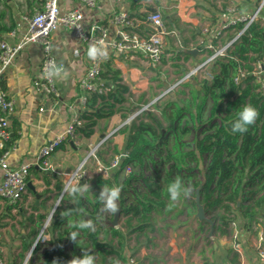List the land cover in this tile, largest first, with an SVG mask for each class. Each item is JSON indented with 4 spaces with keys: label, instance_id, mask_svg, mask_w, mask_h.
I'll return each mask as SVG.
<instances>
[{
    "label": "crops",
    "instance_id": "obj_1",
    "mask_svg": "<svg viewBox=\"0 0 264 264\" xmlns=\"http://www.w3.org/2000/svg\"><path fill=\"white\" fill-rule=\"evenodd\" d=\"M42 2L43 0H0V39L18 42L21 32L27 27L24 16L37 10ZM259 2L260 0H234V4L242 11L254 10ZM59 4L62 10L76 6L74 0H60ZM223 7L222 0H110L103 3L95 15H88L86 24H91L97 19L104 22L112 11L120 10L128 11L135 17H145L150 12L159 11L165 18L170 19V22L172 18L176 20L167 23L174 33L169 37L168 56L157 68H151L140 54L126 56L107 47L101 50L105 61L111 57L113 65L120 69L134 96L144 92L154 98L156 94L150 90L154 81L164 79L163 88L167 87L170 84L165 80L166 76L169 79L183 77L189 69L204 61L209 51L202 49L204 41L206 42L203 30L210 29L218 23ZM53 43L54 53L59 63L63 65L62 72L57 75L60 96L55 97L45 86L40 91L35 88L34 82L40 78L42 60L41 46L36 43L24 45L6 69L1 81L5 91L15 100V112L11 116L9 160L13 166L21 163L31 165L28 182L34 187L28 186L27 193L15 205L0 197V212L4 214L0 213V219L16 217L11 226L7 227L9 231L0 230V256L7 264H13L10 257L5 256L8 246L14 244L15 248L19 249L22 247L21 244L27 243L30 247L35 239L40 216H45L56 205L61 194L60 190H57V180H61L62 189L67 174L77 167L91 145L114 130H119L135 111L131 107L127 113L129 106L127 102L125 109L109 118L99 119L91 137L86 138L76 131L73 138L64 141L51 155L52 168L43 169L39 166L36 163L39 149L52 137L62 133L73 116L80 117L81 112L85 110L80 104V97L84 94L80 87V79L92 61L86 46L77 41L70 32L62 29L55 31ZM189 50L195 52L189 53ZM123 113H127V117L124 118ZM118 130L112 142L120 150L124 143V135ZM104 145L99 150V158ZM89 167L91 169L92 165ZM2 178L3 172L0 168V185ZM182 204L184 205L179 206L178 203H174L171 207L168 200L165 208L152 213L150 227L134 232L140 239L139 243L136 241L135 247L133 246L136 264H231L226 255L228 249L234 248L231 235L221 236L220 233L216 235L210 228L208 236H212L213 244L208 247L203 235L206 229L201 226L209 223L212 227L208 220L211 219L209 218L211 215L207 214L202 204L206 217L204 221L198 217L199 224L190 228L187 220L190 215H193L191 219L198 216L199 207L197 205L195 212L186 208V202ZM242 219V227L239 226L240 246L234 248L238 252L236 264H263L259 259L258 241L260 236H264V208L260 210L255 220L243 217ZM234 221L240 222L238 217ZM5 224L7 221L3 223ZM15 224H18V227L11 232L10 228L15 229ZM230 229L232 231V228ZM32 232V236L29 237V233ZM9 234L17 240L10 242Z\"/></svg>",
    "mask_w": 264,
    "mask_h": 264
},
{
    "label": "trees",
    "instance_id": "obj_2",
    "mask_svg": "<svg viewBox=\"0 0 264 264\" xmlns=\"http://www.w3.org/2000/svg\"><path fill=\"white\" fill-rule=\"evenodd\" d=\"M166 20L167 23L176 21L173 18L171 22L168 18ZM231 55L232 58H219L211 64V78H204L195 84L192 81L182 83L183 87L189 88V104L180 105L176 101H168L162 107L154 104L160 112L159 116L153 111H144L118 130L124 135V143L120 150L117 145L114 146L110 159L115 154L126 153L122 168L126 164L143 163L152 152H156L159 157L164 156L165 152L164 165L171 162L163 177L158 172V175L152 177L129 175L126 179L125 183H130L132 179L134 182L141 180L150 189V192L139 194L137 205L131 204L123 209V213L127 215L125 227L130 234L150 227L152 213L160 212L170 201L166 192L167 185L179 176L183 184L186 180L185 186H188L187 179L196 176L195 169L189 166V162L195 160L198 165L200 156L204 155L209 163L203 180L194 181L191 185L195 189L199 188L200 202L207 214L211 215L215 234L230 235L231 222L237 219L238 213L243 218L255 220L264 208V94L258 90L259 84L254 81L252 74H247L238 82L234 80L240 70L251 72L253 64L263 59L264 24H252L235 44ZM102 76L110 91L107 94L89 95L87 109L80 114L82 123L76 129L86 138L94 134V127L99 119L109 118L125 109V104L132 96L129 85L124 81L120 69L113 65L111 57L104 63ZM209 100L212 102L209 111L211 124L203 125V137H196L193 142H176L175 150L165 151L163 146L167 144L170 133L177 129L181 116L188 115L194 123L202 122ZM246 104L258 109L259 118L246 133L233 134L231 124L237 118V112ZM123 117H127V114L123 113ZM182 131L185 133L188 129L184 128ZM102 153L100 158L103 160ZM113 172L121 170L114 169ZM97 179V186H100L106 184L109 178ZM57 181V190H61V180ZM95 189L97 193V187ZM71 196H65L67 205L61 204L56 209L51 224L56 235L51 239L52 249L44 252L43 264H68L70 258H82L84 253L94 257V264H116L119 260L128 262L127 259L132 254L126 256L125 252L132 250L128 248L126 235L122 230L108 227L104 223L99 224L94 213L87 209L79 211L74 204L68 203L72 198L80 200L79 193ZM193 204L197 206L195 201ZM97 207L96 202L94 211ZM44 217L40 216V220ZM88 217L93 221L95 231L72 226ZM134 220L137 223H133ZM73 232L77 233L75 241L71 239ZM32 234L33 232L28 236ZM68 244L71 249H66ZM28 248L29 244L25 243L23 250ZM226 255L231 264H236L238 252L234 248L228 249Z\"/></svg>",
    "mask_w": 264,
    "mask_h": 264
},
{
    "label": "built area",
    "instance_id": "obj_3",
    "mask_svg": "<svg viewBox=\"0 0 264 264\" xmlns=\"http://www.w3.org/2000/svg\"><path fill=\"white\" fill-rule=\"evenodd\" d=\"M59 1L43 0L37 10L25 15L24 21L27 27L25 31L21 32L18 42L12 43L7 39H0V168L3 172L0 197L13 205L19 203L28 191L31 165L21 163L13 166L9 160L11 155L10 126L11 116L15 112V100L5 91L1 81L6 69L24 45L36 43L41 46L40 78L35 80L34 85L37 91L45 86L48 92L55 97L61 94L57 75L62 72L63 65L59 63L54 53V32L61 29L70 32L88 50L92 46L99 49L96 59H92L90 66L80 79V87L84 90V94L80 97V104L82 109H86L91 93L107 94L110 91L109 85L102 76L105 57L101 50L104 47L126 56L140 54L151 68H157L163 64L164 59L168 56L169 37L174 33L169 29L166 18L159 11L150 12L145 17H135L123 10L112 11L106 21L102 22L97 19L87 25L88 15H95L99 7L110 0H74L76 6L67 10L60 8ZM222 1L224 7L219 14L218 23L210 29L205 28L203 30L206 34V42L204 41L202 49L208 50L209 54L204 61L191 68L179 81L168 85L159 95L154 97L150 105L170 94L182 82L204 71L215 60L232 58L231 53L235 44L240 41L248 28L256 22L264 24V0H260L258 6L252 11L240 10L234 4V0ZM253 66L251 72H246L244 69L240 70L239 75L234 80L238 82L247 74H252L255 78L254 81L259 84L258 90L264 94V57L257 60ZM146 108H138L128 117L124 125L136 119ZM81 123L82 120L78 115L73 116L62 133L52 137L39 149L36 163L43 169L52 168L51 155L64 141L75 136L76 129ZM117 130L91 145L87 155L73 171L67 174L61 194H65L70 183L77 187L85 184L90 185L94 177L108 178L114 169H120L125 173L130 171L131 164H126L122 168V160L126 153L115 154L108 162L98 157L100 148ZM90 165H92L91 169ZM231 228L230 235L234 240L233 247L237 249L240 246V230L236 221L231 222ZM32 251L29 250L26 263ZM258 253L260 261L264 264V236L259 238ZM130 263L136 264L133 258H130V262L128 259L127 264ZM0 264H7L1 256Z\"/></svg>",
    "mask_w": 264,
    "mask_h": 264
},
{
    "label": "rangeland",
    "instance_id": "obj_4",
    "mask_svg": "<svg viewBox=\"0 0 264 264\" xmlns=\"http://www.w3.org/2000/svg\"><path fill=\"white\" fill-rule=\"evenodd\" d=\"M169 66H171V65L169 64ZM210 66H208V68L205 69L206 71L204 70L205 72L201 71L196 76L191 77L187 81H192L193 83H196L197 80L198 81L201 80V79H198L199 77L203 78V75H204V78H211ZM170 68H172V67H170ZM190 70L191 69H189L186 73H188ZM181 78L182 77H178V78L176 77V79H175V77H173V78L169 79V77L167 78V76H166L165 80H168L169 84L172 85V84L176 83L177 81H179ZM187 81H184L182 83H185ZM163 82H164V79H160L158 82L154 81L153 84L151 85V89H150L151 93L156 94V95H154V97L159 95V93H161L166 88V87L163 88ZM182 83L175 90H173L170 94L161 98L160 100H157L155 103H153L151 105H150V103L154 99L153 97L151 98V95L147 96L144 92H140L137 94L138 96H134V93L132 92V96L130 97V101L128 102V104H129L128 108L132 107V108H134L133 110L136 111L140 107H147L146 109H144L145 112L153 111L154 113H156L159 116L160 112L158 109H156V106L154 104H157L158 106L160 105L161 107L164 106L168 101H176L180 105L189 104L191 102L189 88L183 87ZM211 106H212V102L209 100L206 104V109H205V112L203 114L202 122L199 121L198 123H194L188 115H182L180 120H179L177 129L173 130L170 133V135L168 137L167 144L163 146L165 151H169L171 149L175 150V143L176 142H193L196 137L202 138L203 133H201V129H202L203 125L211 124L210 120H209V111H210ZM128 112L129 111L127 110V113ZM140 115H142V113ZM184 128L188 129V132L184 133L182 131ZM115 133L110 135V137L105 142V145H104L105 147L101 150V152L103 151L102 155H103L105 161L110 160V157L112 156V153L114 151L115 143L112 142V139H113V136L115 135ZM87 153L85 154V156L87 155ZM164 157H165V152H164V156H162V157L157 156L156 152H152V153H150L149 157H147L145 159V161L143 163L131 164V168H130V171L128 173H125L122 171L116 172V173L113 172V174H111L110 177H108L109 178L108 182L106 184H101L100 186H97L99 183L98 182L99 179L94 177L93 181L90 184L89 190L87 192L83 193V195H81L79 193L80 200H76V199L72 198L71 201H68V203L74 204L79 211L87 209L88 212H93L94 215L97 217V222L99 224L104 223L108 227L113 226V227H118L119 229H121L122 232L126 235V244L128 245V248H131V250H132V252H130V251L125 252L126 256H128L130 253L132 254V256L129 257V262H130V258H133L136 262L137 258L135 257V252L133 250V246L135 245L134 242L137 241V243H139L138 240H140V239H139V237L136 236L135 233L130 234L129 231L127 230V228L125 227V224H126L125 220L127 218V215L123 213V209L127 208L131 204L137 205V202L139 200V194H142L144 192H150V189L147 188L142 183L141 180H139V182H134V180L132 179V180H130V183H125V181L129 175H133L135 177H139V175H144L145 177H147V176L152 177L154 175H158L159 174L158 172H160L161 176L163 177L165 169H169V166L171 165L170 164L171 162H168V163H166V165H164V163H163L165 161ZM208 163H209V161H208V158L206 157V155L200 156L198 165H197V162L195 160L192 162H189V166L191 168L195 169V175L196 176L191 178V179H187L188 183H189L188 186L190 185L192 187L191 184L194 181H197V180L202 181L203 180V175H204V172H205V169H206ZM186 184H187V182H186V180H184V185H186ZM64 186H65V182L63 184V187ZM104 186H107V187L119 186L121 189L120 199L118 201V205H119L120 210H119V213L117 215V224L115 226L113 225V221L116 217V214H111V213H107V212L102 211L103 205L98 199V196H99V194L102 191V188ZM95 187H97V189H98L97 193H95V191H96ZM192 189H193V192H192V195L190 197H183L182 199H180L176 203H178L179 206H182V205H184V204H182V202H186L187 203V206H186L187 209H191L192 211L195 210V212H197V206H194L193 202L195 201V203L197 204L199 188L195 189L194 187H192ZM61 190H63V188ZM61 190H60V192H62ZM66 195H72L71 197H73L74 194L70 193L69 191H66L65 194L63 195L62 199L57 204L58 206H60L61 204H63L64 206L67 205V201H65ZM196 198H197V200H196ZM96 202L98 203V207H97V210L94 211ZM58 206L55 208L53 215H52V218L50 219L49 223H48V221H46L47 217L49 215V212L46 213L45 217L40 220V223H39L38 227L36 228V235H35V239H34L33 243L35 242L37 237L40 234L41 235H40L39 240H38L35 248L33 249L32 253L30 255V258L26 264H43V261L45 259L44 252L52 249L51 239H52L53 235L54 236L56 235V232L54 234V232L52 231L51 224H52V219L55 215V212H56V209L58 208ZM186 208L184 207V210ZM1 214H3V213H1ZM191 217H193V215H190L189 219L187 220L189 222L190 228L194 227V225L197 226L199 224L198 216L193 218V219H191ZM237 217L240 221V222H237V225H238V227L239 226L242 227L241 221L243 222V219H242L240 213L237 214ZM15 218H13V216H10V217H8V220H6L5 218H3L2 220L0 219V227H3V229H0V230L9 231V229L7 227L11 226V223L13 220H15ZM209 218H211V216H209ZM86 220H91V218L88 217V218H86ZM5 221H7V224L3 225V223H5ZM202 221H204V220L202 219ZM46 222L48 223L47 226L45 225ZM133 223H137V221L134 220ZM204 223H206V222H204ZM15 226H16L15 229H13V227L10 228L11 232H14L17 229L18 224H15ZM201 227L203 229H206L204 231L203 235H204V238L206 239L205 243L209 247L213 244V240L211 239L212 236L211 237L208 236V232L210 231L211 227H210L209 223L208 224L206 223L205 226H201ZM137 235L139 236L140 234H137ZM12 236H13L12 234H9L10 242H13V240L16 239ZM32 244H31V246H32ZM21 245H22V247H20L18 249V248H15L14 244H12V245L8 246V248L5 252V256L6 257L9 256L10 260L12 261L13 264H24V262L26 260V256L29 253L31 246L27 250H23L24 244H21ZM65 247H66V249H71V246L69 244L66 245ZM196 248H197V246H196ZM71 259H73V258H70V260ZM127 261H128V259H127ZM118 262H119V264H127V262L125 263V261H123V260H119ZM130 264H132V263H130Z\"/></svg>",
    "mask_w": 264,
    "mask_h": 264
},
{
    "label": "clouds",
    "instance_id": "obj_5",
    "mask_svg": "<svg viewBox=\"0 0 264 264\" xmlns=\"http://www.w3.org/2000/svg\"><path fill=\"white\" fill-rule=\"evenodd\" d=\"M99 53V49L95 46H92L88 50V56L92 59H96ZM259 118V111L251 104L243 105L242 108L237 112V118L231 124V132L236 133H246L249 130V127L254 125L256 120ZM90 188V185L85 184L83 186L77 187L73 184H69L67 191L72 194L87 192ZM166 192L170 199V206L178 202L181 197H190L192 195V187L185 186L177 176L172 182L167 185ZM121 189L119 186L107 187L104 186L100 192L98 199L102 203V211L117 214L119 209L118 201L120 199ZM58 206V205H57ZM73 227L79 229H91L95 231V227L92 220H80L79 222L72 225ZM77 233H71V239L76 240ZM68 264H94V257L87 253L83 254V257H74L71 259ZM116 264H119L117 261Z\"/></svg>",
    "mask_w": 264,
    "mask_h": 264
},
{
    "label": "water",
    "instance_id": "obj_6",
    "mask_svg": "<svg viewBox=\"0 0 264 264\" xmlns=\"http://www.w3.org/2000/svg\"><path fill=\"white\" fill-rule=\"evenodd\" d=\"M188 52L189 53H194L195 51L194 50H189ZM28 186L31 187V188H34L31 182H28ZM62 197H63V194H61L60 197L58 198L56 205L52 209H50L48 211L49 212V215L47 217V220L52 218L53 212H54L55 208L57 207V204L59 203V201L61 200ZM197 205L199 207L198 208V217L200 219H204L206 216H205V212L203 210L202 203L200 202V197H198ZM118 213H119V211H118ZM118 213L116 214V217H115V219L113 221V225L114 226L117 224V215H118ZM208 220H209V222H211V224H212V227L211 228L213 230L214 229V227H213L214 226V222L212 221V219H208ZM45 225H46V223H45ZM40 235L37 237V239L35 240V242L32 244V246L30 248V252L35 248V246H36V244H37V242L39 240ZM24 264H26V261L24 262Z\"/></svg>",
    "mask_w": 264,
    "mask_h": 264
},
{
    "label": "bare ground",
    "instance_id": "obj_7",
    "mask_svg": "<svg viewBox=\"0 0 264 264\" xmlns=\"http://www.w3.org/2000/svg\"><path fill=\"white\" fill-rule=\"evenodd\" d=\"M47 221H48V223H49L50 219H48ZM48 223L46 222V226H47Z\"/></svg>",
    "mask_w": 264,
    "mask_h": 264
}]
</instances>
